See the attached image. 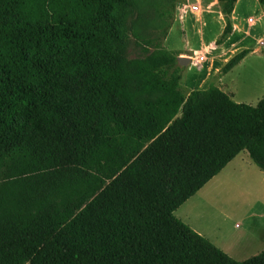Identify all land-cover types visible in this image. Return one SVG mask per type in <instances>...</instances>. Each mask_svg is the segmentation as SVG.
<instances>
[{
    "label": "trees",
    "instance_id": "1",
    "mask_svg": "<svg viewBox=\"0 0 264 264\" xmlns=\"http://www.w3.org/2000/svg\"><path fill=\"white\" fill-rule=\"evenodd\" d=\"M127 2L0 0V264H264L172 216L242 151L264 171V98L184 96L164 51L118 59Z\"/></svg>",
    "mask_w": 264,
    "mask_h": 264
},
{
    "label": "rangeland",
    "instance_id": "2",
    "mask_svg": "<svg viewBox=\"0 0 264 264\" xmlns=\"http://www.w3.org/2000/svg\"><path fill=\"white\" fill-rule=\"evenodd\" d=\"M127 1V5L121 10L123 44L117 55L118 59L131 62L151 57L158 61L161 59V51H164L175 60L181 77L187 63L181 64L178 59H189L188 56H192L201 46L216 40L221 33L218 26L215 27L210 20H206L207 26L203 30L205 43L201 45L200 23L190 24V30L185 31L183 19L186 11L191 9L185 7V0ZM196 7L197 10L191 11L200 12L198 6ZM225 9L224 0L219 1L218 11L222 14ZM235 17L244 31L250 28L251 37L245 42L250 48L248 55L240 65L230 71L217 73L203 88L216 86V79L219 78L220 84L224 85L222 89L234 102L254 106L264 98V8L255 0H241L235 7ZM248 19L252 22L248 23ZM215 47L214 44L211 45L212 50ZM214 53H208V61L203 64L204 53L196 54L195 64H191L185 76L187 81H182L179 86L184 96L189 92L190 86L195 84L196 73L202 67L206 69ZM65 90L63 94L66 93ZM230 179L233 183L226 188L228 201L224 205L229 210L226 224L229 230L240 236L239 243H234L241 252L234 260L241 261L264 249V174L254 165L247 167L242 163L231 171ZM216 214L220 216L219 213ZM210 225L214 226L212 222Z\"/></svg>",
    "mask_w": 264,
    "mask_h": 264
},
{
    "label": "crops",
    "instance_id": "3",
    "mask_svg": "<svg viewBox=\"0 0 264 264\" xmlns=\"http://www.w3.org/2000/svg\"><path fill=\"white\" fill-rule=\"evenodd\" d=\"M219 1L221 0H185V7L191 8V5L198 6L200 12L195 13L192 12L191 9H188L183 19V27L186 31L190 30V24L193 25L197 22L200 23L201 28L199 35L202 39L201 45L205 43L203 41V30L207 26L206 20H210V22L214 24L215 27L218 26V29L221 31V33L223 31L225 22L223 14L218 11ZM240 1L241 0H236L229 17L231 23L230 34L224 38L220 44H215V41L219 38L218 37L213 42H209L207 45L201 46L197 51L192 53V56H188L189 59H187V66L181 74L179 86L182 81H187L185 76L188 74L189 67L192 66L191 64H195L194 60L197 53H204L205 60H203L201 63L203 64L205 61H208L207 54L210 52H215L214 55L210 57V62L206 69H203L202 67L201 71L196 73L197 78H195V86L191 85L188 90L189 92H187L186 95H188L191 91H195L192 89H206L203 87H205L207 82L211 80V78H214L217 73H222L223 66L229 61L230 58L243 50H247L249 52L250 48L246 46L245 42L251 37L250 28L247 31H244L243 26L239 24L237 18L235 17V7ZM255 1L259 3V0ZM262 7L264 8V6ZM247 21L248 23L252 22V20L249 22V19ZM232 39L235 40L233 41ZM187 43L188 47H190L188 41ZM213 44L216 46L214 50L211 49V45ZM260 44L261 42L258 45ZM247 55L244 56V58L236 66L240 65L245 60ZM216 82L218 84L215 87L224 92L222 89L224 85L220 84L221 80L217 78ZM226 94L229 96L228 93ZM242 163L247 167L254 165L261 173L264 174V171L260 170L252 162L248 153L246 151H242L235 158H233L216 176L207 182L198 192H196L172 213V216L176 220L186 225L193 232L207 240L215 248L221 250L226 255L231 256L233 259H236L237 255H239L241 252V249H238L234 243V241L238 242V240H240V236L235 234L233 230H229L227 227L226 220L229 210L227 211L224 205L228 201L226 198L228 195L226 188L233 183V180L230 179L231 171ZM216 212L220 214L219 217ZM211 222L214 226L210 225Z\"/></svg>",
    "mask_w": 264,
    "mask_h": 264
},
{
    "label": "water",
    "instance_id": "4",
    "mask_svg": "<svg viewBox=\"0 0 264 264\" xmlns=\"http://www.w3.org/2000/svg\"><path fill=\"white\" fill-rule=\"evenodd\" d=\"M178 62L181 63V64H185V63H187V59H181V58H179L178 59Z\"/></svg>",
    "mask_w": 264,
    "mask_h": 264
},
{
    "label": "built area",
    "instance_id": "5",
    "mask_svg": "<svg viewBox=\"0 0 264 264\" xmlns=\"http://www.w3.org/2000/svg\"><path fill=\"white\" fill-rule=\"evenodd\" d=\"M191 9H192V10H197V7H196V6H192ZM249 22H251L250 19H249ZM202 59H203V57H202L200 60H202Z\"/></svg>",
    "mask_w": 264,
    "mask_h": 264
}]
</instances>
